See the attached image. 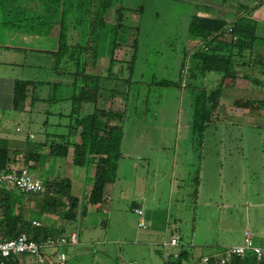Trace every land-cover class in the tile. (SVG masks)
Here are the masks:
<instances>
[{
    "label": "rangeland",
    "instance_id": "374dc122",
    "mask_svg": "<svg viewBox=\"0 0 264 264\" xmlns=\"http://www.w3.org/2000/svg\"><path fill=\"white\" fill-rule=\"evenodd\" d=\"M114 1L115 6H122L126 11L125 23L122 25L127 27L126 38L125 41H118L124 47L115 49L110 57L108 42L101 41L97 51L95 74L104 76L111 74L106 79L100 78V84L103 83L108 89L116 88L117 91L127 93L124 95L125 101L108 96H102L103 98L98 101L100 108L118 111L124 108L120 148L127 156L120 158V169L114 171L112 181H115V188L111 201L106 205L107 212L99 210L95 215L96 229H89L87 222H90L88 221L91 218L90 214L82 217V224L76 225L81 229L80 243H83L84 236H87L86 242L90 247L88 249L81 247L82 245L63 247L61 251L67 255L66 264H119L120 257L125 264H163L159 254L162 253L163 257H166L174 250L173 247L163 245L165 242L168 243L171 232L173 236H181L183 245L193 241L195 245L207 243L208 246L197 247L198 250L194 252L196 256L201 253L207 254L209 247L217 243L237 242L240 230H244L242 227L247 221L253 227L256 223L263 230L264 206L254 208L256 201L254 188H241L237 186L240 184L236 185L234 182L233 152L225 155L221 180L223 187L212 188L214 174H210L216 168L214 153L217 152V144H208L204 149L208 159L206 168L208 176H204L206 187L201 188L197 203L191 201L190 192L194 188L186 187L194 185L192 178L181 183L177 176L183 173L186 146L180 142L174 155L172 144L175 122L180 120V116H176L177 106L182 103L184 94L191 89L159 85L163 80L177 81L179 64L183 62L190 47L189 39L198 40L188 33L187 27L191 16L210 13L201 6L213 5L211 12L214 17L229 19V16L231 19V13L235 12L232 8L234 0ZM217 7H221L220 10ZM114 11L113 9L106 15L109 23L115 21ZM220 13L225 15L222 16ZM6 20L12 19L0 8V45L41 51L0 47V125H3L9 139H26L29 130L34 134V138H37L44 128L49 133H55V127L52 125L57 123L65 126L59 132H66L71 110L69 101L72 94L71 79L69 76L59 75L57 73L60 72L59 69L54 70L53 58L44 52L55 48L57 26L47 24L46 20L41 23L42 25L35 20H29V25L15 28L13 25L7 27ZM134 38L137 39V49L135 60L131 64L130 57L133 51L126 47L131 46ZM184 63L191 65L189 55ZM68 68L71 70L70 66ZM60 69L61 71L64 69L61 64ZM87 69L90 70V66ZM19 79L45 83L36 91V95L43 101L28 107L31 112H14L9 106V99L3 95V88ZM156 82L158 84H155ZM190 93L192 94V91ZM186 103L188 104V97L182 104ZM93 108L92 105L86 104L81 107L84 113L92 112ZM182 116L184 119V114ZM43 122L47 124L46 127L42 125ZM117 123L116 119L111 120V124ZM16 128L20 131H16ZM186 132V128L182 126L178 137L183 139ZM236 134L235 130L226 128L225 149L233 150L235 146L233 138ZM4 138L9 141L7 137ZM139 154L145 159L138 160ZM175 157L176 165L173 163ZM123 162H128L129 165L132 162L136 163L138 171L131 172L128 167H124L122 176ZM117 165L118 162L115 163L116 168ZM50 167L52 173L55 168L52 164ZM89 168L94 170L92 162L82 169L75 166L74 170L80 173ZM46 173L45 170L42 173L44 175L36 174V177L45 181ZM144 173L146 177L142 179ZM172 174L178 179L173 181V188H169ZM87 176L90 182L93 172H89ZM138 178L141 179L140 182ZM239 181L242 183L241 179ZM154 183L158 184L159 188H153ZM138 185L143 188H138ZM36 196L33 198H40ZM139 197H144V201ZM261 202L262 200H259L256 203ZM135 203L141 205L145 228L138 227L140 217L135 215L132 209ZM33 217L38 215L35 214ZM88 231L91 233H87Z\"/></svg>",
    "mask_w": 264,
    "mask_h": 264
},
{
    "label": "trees",
    "instance_id": "16d2710c",
    "mask_svg": "<svg viewBox=\"0 0 264 264\" xmlns=\"http://www.w3.org/2000/svg\"><path fill=\"white\" fill-rule=\"evenodd\" d=\"M5 2L8 6L6 14L15 22L16 28L29 25V20H35L40 25L46 20L47 24H54L58 28L55 48L44 52L53 58L54 70L59 69L60 72H57L59 75L69 76L71 79L72 94L69 97L71 110L68 116L69 124L66 125L67 131L63 134L51 135L53 142L48 146V155L53 159H65L68 149L72 148L73 166L85 167L89 162L95 163L90 202L99 204V211L104 206L107 187L113 180L115 163L119 158L125 110L100 108L98 101L103 98L102 96L125 101L127 93L117 91L116 88L108 89L103 83L100 84V78L106 79L111 74L106 76L95 74L97 51L101 41L108 42L110 57L115 49L124 47L118 41H125L126 38L127 27H122L125 23L126 11L122 6H115L114 0H4ZM113 9L115 21L109 23L106 15ZM246 11H248L246 6L237 5L236 16L233 19L191 16L187 27L188 33L199 41L189 57L191 65L188 72L194 71L200 75L210 72L227 73L231 50L234 47L249 49L255 40V22L245 15ZM131 42V46L125 47H130L133 51L130 57L132 64L135 60L137 39L134 38ZM60 64L64 67L62 71ZM184 65L183 62V67ZM88 66L90 70L87 69ZM43 84L45 83L40 81L15 80L11 85L9 98L11 110L22 113L26 107H33L36 102L43 101L36 95V91ZM159 85L190 87L193 107L192 134L199 142L208 124L206 108L210 103L205 88L190 83H185L183 86L181 76L176 82L163 80ZM83 104L92 105L94 107L92 112L84 113L81 109ZM114 119L117 120V124H111V120ZM77 134L80 137L79 143L73 140ZM15 143H9L5 138L0 137V171L7 170L10 165L19 161L29 171L40 169L42 156L40 151L45 145L30 140ZM11 144L15 147H10ZM193 179L196 188L198 177L195 176ZM43 188L41 193L36 194L16 190L19 193L18 197L10 191L0 189V209L3 213L0 221V240L13 239L22 234L37 243H42L49 237L56 238V232L51 231L49 227L34 226L30 221L24 220L22 211L17 214L12 213L14 205L22 202L23 197L33 201L38 212L65 217L68 221L76 219L79 204L78 199L71 193L72 185L68 178L46 179L43 181ZM34 196L40 198L35 199ZM176 253V257H173L172 253L166 257H163L162 253L159 255L163 264H193L198 257L203 256H194L192 250L187 249L185 245L178 247ZM216 254L212 252L205 255ZM13 259L5 261L7 264H12ZM212 264H216L215 259ZM230 264H254V259L250 255L244 259L232 258Z\"/></svg>",
    "mask_w": 264,
    "mask_h": 264
},
{
    "label": "crops",
    "instance_id": "0c3cea01",
    "mask_svg": "<svg viewBox=\"0 0 264 264\" xmlns=\"http://www.w3.org/2000/svg\"><path fill=\"white\" fill-rule=\"evenodd\" d=\"M6 1V0H5ZM225 1V0H224ZM249 2V3H247ZM247 2H243L242 0H234L232 8L235 10L237 5H244L248 8V11H246L245 15L253 20L255 22V40L253 41L251 47L249 49H244L240 47H234L230 52V61H229V68L226 74H218V73H206L205 75H200L196 72H187L186 75V84H192L193 86H201L205 88L207 92V98L209 99V103L207 104L206 108V116L208 118V124L206 127V130L204 131L203 136L201 137L200 141L198 142V139L194 138L192 134V94L189 92H186L183 96L182 103L184 102V99L188 97V104H180L177 106L176 110V116H180V120L175 122L174 126V134H173V140L172 144L174 147V155L175 151H177V146L180 144V142H183V144L186 146V150L184 149V160L183 163L184 169L183 173L180 175H177L180 179L181 183H184V180H191L194 184V177H198V183L196 188L194 185H187L186 188H194L191 189L190 192V199L192 202H198V199L200 197L201 188H205V182H204V176H208V169L207 168V162L208 159H206V155L204 152L205 147L208 144H214L218 145L217 152L214 153V157L216 158V168L211 172L210 168V175L214 174V179L212 180V188H222L223 182L222 180V173H223V162L225 160L226 153L230 154L233 152L235 156H233V177L234 182H236L237 186H240L241 188H254V208L257 206H264V0H247ZM6 2L4 3V0H0V8H2L3 12L8 13L6 6ZM32 6V5H31ZM208 9L207 11H210L208 14H197L199 16L203 17H209L212 18L213 12H211V9L213 8V5L208 6H201V8ZM32 8V7H30ZM217 7L218 10H220ZM223 12L225 11L222 10ZM225 15V13H220V15ZM222 15V16H223ZM236 16V12L231 13V18L233 19ZM224 18V17H223ZM227 17H225L226 19ZM230 19V17L228 16ZM3 21V19H2ZM7 22L5 25L7 27H10V25L14 26L13 20H6ZM228 39V37H226ZM199 40H195L193 38L189 39L190 47L187 49L186 53L189 55V57L192 55V52L196 46V43H198ZM191 42V43H190ZM195 42V44H194ZM0 47L3 48H9V49H18V50H26L31 51L33 49L31 48H25V47H15L11 45H0ZM29 49V50H28ZM186 55V57H187ZM183 62H185V58ZM183 62L179 64L178 67V74H177V81L178 77H180V70L183 67ZM185 64V63H184ZM184 86V85H183ZM191 86V85H190ZM192 87V86H191ZM183 88V87H181ZM190 88V87H189ZM3 95L6 98H10V92H11V84L7 87L3 88ZM182 95V94H181ZM212 97L214 99L212 100ZM41 98V97H40ZM42 99V98H41ZM10 106V105H9ZM30 108V107H29ZM28 107H26L25 111L31 112L32 110H28ZM184 114V119L183 115ZM56 115V114H55ZM183 120V121H182ZM44 127H46L47 124L42 123ZM53 128L55 129V133H49L47 132L46 128L40 131L39 137L34 138V134L32 131H27L26 139H19V138H13L9 139V136L5 133V129L3 125H0V137L4 138L7 137L9 139V143H22L23 141L30 140L31 142L44 144L45 146L41 149L40 154V169H35V171H30L32 175L35 177L36 174H40L41 176L43 171H47L46 179L53 180L56 178H68L71 182L72 188L71 193L78 199L79 204V211L76 219L74 221H68L65 217H57L55 215L47 214L38 212L35 208L34 202L31 200H28L27 197L22 198V202L17 203L14 205L12 209L13 214H17L18 212L22 211V215L24 220L30 221L32 224L33 222L39 223V226L43 227H49L51 231L56 232V238L61 236H69L70 234H76L77 236V244L72 247H77L82 245L81 247H85L88 249L90 245L86 242L87 236H84L83 243H80V227L77 228L76 225L82 224V217L85 215L90 214L91 218L88 219L87 224H89V229L92 228V230H95L97 227V217L95 216L98 212L99 204L91 203L90 202V193L92 190L93 185V176L92 180L90 179V182L88 181L89 176L87 174L89 172L95 171V163L94 164V170H91L89 168L88 170L79 171L76 172L74 170L73 164H72V155H73V149L69 148L68 153L65 159L57 158L53 159L51 156L48 155V146L50 143L53 142V138H51L52 134H63L64 131L59 132V130L64 129L63 125L61 124H53ZM185 127L187 132L186 136L183 139H180L178 137V132L181 127ZM231 128L237 132V134L233 138L234 148L233 150L225 149V130L226 128ZM20 129L16 128V131ZM123 138V132L122 137L120 139V145H119V158H118V165L116 170L119 171L121 162L120 158L127 156L126 153H122L121 151V141ZM73 140L75 142H80V137L77 134L73 137ZM231 140V139H230ZM232 141V140H231ZM15 143V144H16ZM159 143V142H158ZM160 143L163 144V141L160 140ZM222 146V147H221ZM12 148H14V144H11ZM164 150V148H161ZM230 157V155H229ZM143 157L141 154L138 155V160H141ZM145 159V158H143ZM124 161V160H123ZM128 162H123L122 164V176H124L125 168L128 167L131 172H137L138 166L136 163L132 162V164H127ZM173 163L175 165L177 164V158L175 157L173 160ZM14 164L22 165V162H16ZM54 166V171L50 173L51 167L50 165ZM129 165V166H126ZM125 167V168H124ZM210 167V165H209ZM84 167H81V169ZM62 171V172H61ZM87 173V174H86ZM146 173V172H145ZM143 174L141 176L142 179H145L146 174ZM118 174L116 173V178ZM218 177L217 179H215ZM40 179V178H39ZM178 179L176 175L172 174L170 179V186L169 188H173V181ZM242 180V183L239 180ZM138 181L140 182L141 179L138 178ZM43 182V181H42ZM191 182V181H190ZM115 181L108 184L107 187V196L105 197L104 206L100 209L103 213H106V205L109 204L111 201L113 189L115 188ZM138 188H143L138 185ZM153 188H159L158 184H153ZM7 191H10L11 193L15 194L16 197L19 196V193L14 190L11 187H5L0 188ZM140 200L144 201V197H139ZM183 200V199H182ZM262 200L261 203H256L257 201ZM182 202V201H181ZM133 204V203H132ZM134 209H141V205L138 203H135L133 205ZM92 213V214H91ZM37 214L38 217H33V215ZM135 214V213H134ZM136 215V214H135ZM139 217V216H138ZM143 217V215H142ZM3 218L2 210L0 209V221ZM143 219V218H142ZM140 220V218H139ZM144 221V220H143ZM35 226V225H34ZM256 223H254V227L252 224H250L248 221L245 222L244 226L240 230V234L238 235V241L233 243H217L215 246H210L209 252H222V250L226 249L227 247L240 244L243 240V234L244 231L247 230L254 241V243L258 246L264 247V227H262L263 230L258 227ZM88 228V227H87ZM86 228V229H87ZM140 228V227H139ZM87 233H91L88 231ZM170 236L172 235V232L170 233ZM169 236V237H170ZM179 240V246L173 247L172 253H176L178 250V247L184 246L183 243H181V236ZM93 238V237H92ZM195 242L193 243H185L188 249H191L193 254L195 250H198L197 247L207 245V243H200L195 245ZM163 243V245H165ZM222 244V245H218ZM228 244V245H227ZM65 247V246H63ZM63 247L60 248H52L48 249L46 251V263L45 264H58L56 260L53 257V254L55 252H62L61 250ZM186 247V248H187ZM176 249V250H175ZM64 253V252H63ZM77 253V252H75ZM171 253V252H170ZM65 254V253H64ZM204 254V253H203ZM197 254L196 256L203 255ZM195 255V254H194ZM65 264L67 262V255ZM13 259V258H12ZM7 264L5 260L0 258V264ZM12 264H32L29 257L27 256H19L17 258L13 259ZM119 264H125L124 260L120 257L119 258Z\"/></svg>",
    "mask_w": 264,
    "mask_h": 264
},
{
    "label": "built area",
    "instance_id": "2783aa9c",
    "mask_svg": "<svg viewBox=\"0 0 264 264\" xmlns=\"http://www.w3.org/2000/svg\"><path fill=\"white\" fill-rule=\"evenodd\" d=\"M189 64L184 65L180 71L182 85L186 83V75L189 70ZM0 187H11L18 192L36 194L43 191V182L35 177L31 172L22 165L12 164L5 171H0ZM133 212L140 217L138 227L145 228L142 219L143 212L141 209H134ZM33 225L39 226V223L33 222ZM77 244L76 234L61 236L57 238H46L44 242L37 243L31 240L25 234L9 240H0V258L8 260L19 256L29 257L32 264H45L46 251L52 248H60L67 245ZM165 246H179V236H170ZM172 253V252H171ZM171 253L167 254L170 255ZM173 257L177 253H172ZM248 255L254 259V264H264V247L254 243L251 234L245 230L243 240L240 244L227 247L224 251L216 255H203L198 257L193 264H212L215 259L216 264H230L232 258L244 259ZM54 259L58 264H65L66 256L63 252H55ZM3 264V263H2Z\"/></svg>",
    "mask_w": 264,
    "mask_h": 264
}]
</instances>
